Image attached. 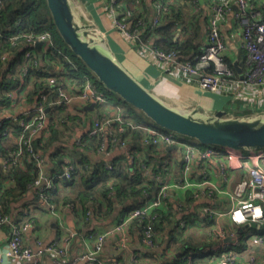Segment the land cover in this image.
<instances>
[{"label": "built area", "instance_id": "obj_1", "mask_svg": "<svg viewBox=\"0 0 264 264\" xmlns=\"http://www.w3.org/2000/svg\"><path fill=\"white\" fill-rule=\"evenodd\" d=\"M157 14L152 20L151 26L159 24L164 8L161 0H152ZM254 1V2H253ZM236 6L234 16L241 23V46L246 53L247 69L242 74V78L232 79L233 71L224 61L226 45L221 33L220 25L224 15L231 11L232 5ZM264 0H217L210 6L207 17L206 41L201 53L189 61L180 60L176 52H163L153 43L144 40L143 23L141 20L128 22L117 11V0H108V7L105 9L107 15L111 17V28L119 33L122 40L129 43L131 47L137 49L142 57L148 60H155L170 68V74L179 70L185 76L194 78L198 87L205 91L216 93L226 89L232 93L238 92L241 88H258L264 93V13L260 6ZM24 42H19L23 40ZM12 46L23 48L21 55L15 61L11 52L2 55L1 68H5L4 73L7 82H11L5 94L6 102L0 105V136L13 138L16 136L18 147L9 151L7 158H0V165L3 171H7L17 166L24 159H28L37 169V174L29 185L34 191L37 200L27 207L23 212L22 220L15 221L8 215L0 213V230L8 225L10 237L6 246L5 256L17 262L37 259L42 252H46L53 259V264H74L86 262L88 264H121L118 258L107 262L102 258V249L105 241L110 237H117L116 245L118 249L125 247L127 236L125 230L134 218H140L141 222V242L151 250L157 248L154 225L157 215L156 209H161L172 193L177 200H184L189 196L195 200H208L213 202L217 198L228 200L231 207L226 212L232 224L243 226L252 223L254 226L264 225V151L250 153H240L223 150L214 147H200L192 142H187L172 133L159 130L153 126H140L144 133L142 139L143 146L154 148L153 158H158L161 164L168 168V161L163 159L167 147L176 146L182 152L180 172L177 178L172 175L168 180L161 183L158 196L155 199H145L138 208L125 214L117 223L110 228L92 237L91 243L86 244V251L83 255L75 258L72 262L66 261L67 247L69 239L75 236L73 233L63 234L56 241L45 246L42 250H33L26 246L23 241V232L30 227L31 209L42 208L56 220L57 225L62 227L60 211L67 208L75 213H81L80 203L54 205L49 201V193L56 187L55 180L63 179L69 183V189H76V184L72 181V163L80 155L72 154L64 149L67 157L63 158V163L58 167H53L48 158L42 154L39 148L43 147L45 140L50 135L47 127V107L63 106L66 109L75 99H78L80 106H89L94 103V107H106L113 109V101L108 100V95L97 89L88 79L83 76L84 83L77 87L69 77L64 78L60 84L56 79L48 75L46 83L50 86V91L57 94L54 98L48 99L43 92L35 93L29 98V93L33 88L34 80L41 82L45 66L43 64V53L52 45V37L49 33L36 35H17L11 39ZM41 43L39 50L35 46ZM23 44V45H22ZM22 45V46H21ZM64 60L73 69L78 68V64L71 57L64 54ZM46 72L51 74V66L46 61ZM33 70L35 71L33 73ZM57 69L55 72L61 71ZM2 73V74H3ZM0 74V81H2ZM111 99V97H110ZM114 110V109H113ZM123 113L117 112L112 117H107L104 121L95 115L87 137L109 136L110 142L104 143L98 150V154L107 155L109 147H118L128 151V160L133 161V156H140L129 152V137L117 138V135L124 134L127 127L131 126L128 120L123 118ZM12 123L18 129L12 127ZM69 122L61 121L57 130L61 132L62 139L69 131ZM133 128V127H131ZM82 137L75 141V146L81 148ZM163 146V150H160ZM224 157L228 160L229 166L220 168L222 183H216L213 179L206 160ZM198 163V166L196 165ZM105 169H112L111 163L104 164ZM196 168L198 172H196ZM231 169H243L247 172L246 177L231 185L228 172ZM155 181H159L158 176H154ZM7 183V182H6ZM201 212L209 226H207V237H223V229L217 224V220L222 216L223 211L215 209L213 206L205 205ZM79 216V215H78ZM144 219V220H143ZM200 223L199 221H197ZM197 223V224H198ZM179 228L185 229L187 221L180 220ZM256 227V226H255ZM252 233L246 241L245 250H256L260 254L249 256L248 260H240L236 253L230 252L226 245L220 246V253L213 255L204 254L200 259H195L192 253H187L183 257L185 264H264V230ZM40 246V243H37ZM237 241L235 244L237 246ZM137 254L131 256L128 264H137Z\"/></svg>", "mask_w": 264, "mask_h": 264}, {"label": "crops", "instance_id": "obj_2", "mask_svg": "<svg viewBox=\"0 0 264 264\" xmlns=\"http://www.w3.org/2000/svg\"><path fill=\"white\" fill-rule=\"evenodd\" d=\"M78 1L85 8L89 18L97 23L101 29L107 31L108 47L120 63L138 82L166 104L181 110L198 108L203 112L224 111L227 116L232 117L264 115V93L261 89L243 87L236 93H232L226 89L216 93L205 92L198 87L194 78L185 76L179 70L175 71L173 75L170 74V68L153 59L148 60L142 57L136 48L131 47L129 43L123 41L119 33L111 28V17L105 12V9L108 7V0ZM216 1H183V19L198 21L202 27L201 40L197 48L199 53H201L205 46V33L210 6ZM195 2L197 5H195ZM117 11L123 17L128 18L129 21H131L130 19L133 14H141L143 18L152 22L157 14L152 0H117ZM234 11H236V6L233 4L231 11L224 15L220 29L226 45L224 57L234 68V64L236 65L235 69L237 70L238 78H240L244 73L242 69H246L247 67L246 53L241 46V23L235 19ZM181 28L179 26L176 30L177 37L181 33ZM150 43L154 44L153 39H151ZM96 88L99 89L97 86ZM113 105L116 107H113L114 110L106 107H93L92 110H89L85 106L81 107L78 99H75L67 108V112L73 116L72 119L76 117L78 119L69 122L68 133H65L62 139L59 138V142L54 143L50 152L55 151L56 148L64 147L70 153L80 155V152L83 151L75 146V141L88 135L92 119L95 115L100 121H104L107 117L114 116L117 108L119 112L125 113L116 104L115 100H113ZM123 151V149L118 147H109L107 155L105 154L106 152L97 153L91 155V158H98V160L104 161V164L116 162L118 165H121L124 161L122 159V156H124ZM142 155L148 158L149 153ZM149 157H154L153 152H151ZM163 159L168 161L167 167L170 175L177 178L182 161L181 150L179 148L169 151L165 150ZM196 165L198 166V163ZM206 165L215 182L221 184L222 176L220 168L222 166H229L228 160L223 156L212 158L206 160ZM196 172H198L197 168ZM228 174L231 185H234L246 177L247 172L243 169H231ZM63 184H66V181L61 182L58 187L60 186L61 188L64 186ZM36 200L34 191L30 189L21 200L11 205L7 215L15 221L22 220L25 209ZM205 205L213 206L215 209L223 211L222 216L217 220V224L223 229V237L214 236L208 238L206 236L209 223L201 212L202 207ZM165 207L167 214L169 213L170 216L161 222L159 229H156V235L160 242L156 249L151 250L144 246L137 227L130 226L124 232L127 236L125 247L118 249L116 245L117 237H110L103 244L102 258L107 262L118 258L121 264H128L131 256L137 254V264H181L184 263L182 260L187 252H191L195 259H200L206 253L218 255L221 245H226L230 252L236 253L238 258L243 261L248 260L249 256L255 253L262 255L259 251L256 252V250H245L242 244L234 245L241 233H239V226L232 224L227 216L226 212L231 207V203L228 200L217 198L213 202H210L208 200H195L186 195L184 200L179 201L171 193L168 196ZM86 209L87 212L83 215L84 217L82 216L83 218L67 208L61 209L60 218L62 227L57 225L56 220L52 218L49 212L42 210V208L31 209L30 227L23 232L24 244L33 250H42L45 246L56 241L61 235L73 233L75 236L69 239L67 256L65 258V262H72L75 258L85 253L86 244L91 243L93 236L110 228L119 221V217L114 215L105 218L95 217L89 206ZM180 220L187 221L185 229L179 228L178 224ZM255 226L254 229H249L253 233L258 232L259 227L261 229L264 227L263 224ZM243 231H246V229ZM9 237L10 229L6 225L0 230V264H53L52 257L48 256L46 252H42L37 259L23 262L7 258L5 253ZM38 242L40 246H38ZM183 243L186 244V250L190 251H184L182 247ZM74 264L88 263L78 262Z\"/></svg>", "mask_w": 264, "mask_h": 264}, {"label": "trees", "instance_id": "obj_3", "mask_svg": "<svg viewBox=\"0 0 264 264\" xmlns=\"http://www.w3.org/2000/svg\"><path fill=\"white\" fill-rule=\"evenodd\" d=\"M183 1L184 0H161L162 7L165 10L159 24L156 26H151L150 21L143 18L141 14H133L130 20L132 22H136L137 20L142 21L145 41L151 42V39H153L154 45L159 50L163 52H176L180 60L189 61L200 54L197 48L201 40L202 27L198 21H187L183 19ZM195 5H197L196 2ZM260 10L264 13V4L260 6ZM127 21L131 22L129 19ZM179 26L182 28L180 35L177 37L176 30ZM53 32L55 33V27L52 23L45 0H0V59L2 55L7 52L12 53L15 61H17V58L21 55L23 48L20 49L17 45L15 47L11 45V39L13 37L21 34L36 35L44 33H49L51 37H53ZM19 42H24V39ZM60 42L62 41L60 40ZM64 54L69 57L71 56L68 52L61 51L54 42L53 45L42 54L43 64L45 66L43 80L39 82L38 78L37 81L34 80L32 82L33 88L29 93V98L35 93L39 94L40 92L46 94L48 99H52L56 96L57 93L55 91H50V86L46 83L45 79L48 75L53 76L58 84H60L64 78L69 77L77 87H80L84 83V75H87L88 79L93 83L87 70L82 67V65L80 66L72 56L71 58L78 64V68L76 70L71 68L64 60ZM46 61H48L51 66V74L46 72ZM224 61L233 71L231 78L233 80L238 79L237 70L225 57ZM57 69L62 70L55 72ZM246 69H242L243 72H245ZM3 72H6V69L1 68L0 62V74L3 75L2 81H0V105L5 104V94L11 85V82H7ZM34 72L33 70V73ZM96 85L102 91H105L100 84L96 83ZM109 96L111 100H113V95L109 94ZM47 109V127L49 128L50 135L45 140L43 147L39 148V150L44 156L49 157L48 162L53 167L58 168L63 163V158L67 157V153L64 152V147L56 148L55 151L50 152L54 143L57 141L59 142V137L62 135L61 132L57 130V127L60 125L61 121L72 122V120H76L78 117L72 119L73 116H71L63 106L47 107ZM123 115V118L128 120L127 122H130L131 126L127 127V131L124 134L117 135V138L123 139L124 137H129V152L138 154L140 160H138L137 156H133V161H129L127 159L129 156L128 151H123V163L118 165L114 162L111 163L112 169H105L104 161L98 160V158H91V155L97 154L104 143L109 144L111 138L109 136H104L105 134H103L102 137L85 136L82 139V146L80 148L84 153L80 152L81 157L74 160L72 163V181L76 184L77 188L70 190L68 182L63 184L64 186L60 188L58 185L64 182V180H55L56 187L49 193L50 203L62 206L80 203L81 213L78 215L81 218L84 217L83 215L87 212L86 208L89 206L95 217L105 218L114 215L118 216V220H120L125 214L138 208L141 202L146 198L155 199L158 196L161 183L168 180L170 171L168 168L165 169L158 158L149 157L154 148L152 146L142 145L144 133L139 127L147 125L157 129L159 128L144 117H138L137 120H135L131 118L129 113L127 115L123 113ZM12 127L18 129L15 123H12ZM15 139V135L13 138L0 136V158H7L9 151L18 147V143ZM146 153H149L148 158L142 155ZM36 174L37 169L28 159H24L23 162L6 172L3 171L0 165V213L7 215L11 205L21 200L27 194L30 190L29 185L34 180ZM154 176H158L159 181H155L153 179ZM35 198H37V196H35ZM166 203L167 201L165 204ZM165 204H163L161 209H156L154 211L157 215L154 225L157 247L160 242L156 235V229H159L161 227V222L170 216L169 213L167 214ZM141 222L142 220L140 218H134L129 224V227H137L140 238ZM246 227L247 229L255 228L252 223H248L239 227V233ZM240 238L242 237L239 235L237 243L244 245V242H242ZM182 247L185 251L186 244L183 243ZM187 251L190 250H186L185 252ZM182 261L184 263L181 264H185V261Z\"/></svg>", "mask_w": 264, "mask_h": 264}, {"label": "water", "instance_id": "obj_4", "mask_svg": "<svg viewBox=\"0 0 264 264\" xmlns=\"http://www.w3.org/2000/svg\"><path fill=\"white\" fill-rule=\"evenodd\" d=\"M45 3L63 43L94 75L108 96L121 99L160 130L192 140L200 147L240 153L264 150V115L232 117L224 111L181 110L166 104L120 63L108 47L107 31L89 18L78 0H45ZM40 47L41 43L35 46L37 50ZM94 106L91 103L87 109ZM176 148L170 146L166 150Z\"/></svg>", "mask_w": 264, "mask_h": 264}, {"label": "rangeland", "instance_id": "obj_5", "mask_svg": "<svg viewBox=\"0 0 264 264\" xmlns=\"http://www.w3.org/2000/svg\"><path fill=\"white\" fill-rule=\"evenodd\" d=\"M53 34V37H52V42H54V44L61 50V51H65V52H68L71 56H72V58H74L75 60H76V62H78L79 64H80V66L82 65L85 69H86V67L71 53V51L68 49V47L63 43V41L61 40V38H60V36H59V34L57 33V31H56V29H55V33L53 32L52 33ZM62 41V42H60V40ZM87 70V69H86ZM87 72H88V74L91 76V80L93 81V84L95 85V86H97L96 85V83H98V81L96 80V78L94 77V75L90 72V71H88L87 70ZM96 82V83H95ZM99 84V83H98ZM101 86V85H100ZM99 88V87H98ZM99 90H101L100 88H99ZM113 98L115 99V101H116V104L125 112V114L127 115L128 113L130 114V116H131V118H133V119H135V120H137V118L138 117H143V115L140 113V112H138L137 110H135L134 108H132V107H130L129 105H127L125 102H123L121 99H118L116 96H113ZM113 99V100H114ZM108 100H111L110 99V97H108ZM113 100H111V101H113ZM178 137V136H177ZM179 138H181V137H179ZM181 139H183V140H185V141H187V142H194V141H192V140H189V139H184V138H181ZM160 148V150L162 151L163 150V146H160L159 147ZM262 151V150H261ZM264 151V150H263ZM246 229V231H242L241 232V237H242V242H244V248L246 249V248H248L247 247V244H246V241H247V239L249 238V236L250 235H252V231L251 230H247V227L245 228ZM263 230H264V227L262 228Z\"/></svg>", "mask_w": 264, "mask_h": 264}]
</instances>
